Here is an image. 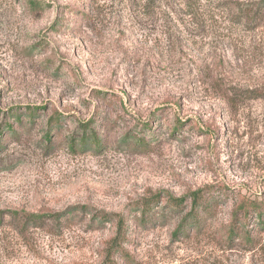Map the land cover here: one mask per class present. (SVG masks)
I'll list each match as a JSON object with an SVG mask.
<instances>
[{
    "label": "rangeland",
    "instance_id": "obj_1",
    "mask_svg": "<svg viewBox=\"0 0 264 264\" xmlns=\"http://www.w3.org/2000/svg\"><path fill=\"white\" fill-rule=\"evenodd\" d=\"M189 2L0 0V264H99L120 219L115 264H264L250 221L225 244L239 201L264 197V20L232 3L264 0ZM198 189L207 227L175 238L190 204L168 197ZM81 206L23 233L10 214Z\"/></svg>",
    "mask_w": 264,
    "mask_h": 264
},
{
    "label": "trees",
    "instance_id": "obj_2",
    "mask_svg": "<svg viewBox=\"0 0 264 264\" xmlns=\"http://www.w3.org/2000/svg\"><path fill=\"white\" fill-rule=\"evenodd\" d=\"M183 1L188 5L190 4L189 0ZM232 4V7L236 11L240 21L260 25V22L264 20V13L261 11L260 7L235 2ZM249 94L252 95V99L258 98L253 92ZM227 100L232 104H237L239 101H242V98L237 93H234L231 97H227ZM90 140L93 142L92 144H95L96 146L100 143L97 137H92ZM187 201H189L190 209L183 215L177 227L174 229L172 236L175 238L179 236L188 237L194 232V230H197L198 232L204 231L207 227L208 219L212 215L211 205L209 204V200L205 198L204 189L192 191L184 197H168V202L175 208H182ZM87 212V208L81 206L74 207L73 209H69L63 213L50 215H34L24 212H14L10 214L11 217L20 225L19 232L23 233L28 232L30 229L44 230V228L48 226L49 222H60L61 220H66V215H75V213L86 215L88 214ZM97 219L109 221L110 215L101 213L98 216L92 217V221ZM244 221L246 223L247 221L253 223V229L252 231H246V233H244V236L241 237V239H243L242 242L255 247L257 244V235L254 234V232H264V197L253 200L243 199L235 206L225 237L226 249H230L232 246L231 244L240 236L239 231ZM125 231L124 223L120 219L117 224L115 237L110 242L105 258L99 264H115L114 255L117 253L121 255L123 260L130 262V256L122 247L126 238Z\"/></svg>",
    "mask_w": 264,
    "mask_h": 264
}]
</instances>
